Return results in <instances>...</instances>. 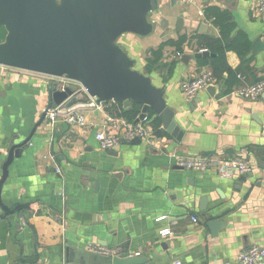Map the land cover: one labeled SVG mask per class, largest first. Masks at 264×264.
Masks as SVG:
<instances>
[{
    "label": "crops",
    "instance_id": "1",
    "mask_svg": "<svg viewBox=\"0 0 264 264\" xmlns=\"http://www.w3.org/2000/svg\"><path fill=\"white\" fill-rule=\"evenodd\" d=\"M172 3L160 0L150 15L156 25L152 34L123 35L118 43L135 61L134 69L163 89L182 132L180 140L155 136L161 125L152 126L153 115L142 124L148 136L127 141L126 120L112 117L84 93L67 106L81 109L83 128L67 125L61 117L52 124L46 113L9 165L2 185L5 206L27 208L13 215L0 210V264H80L66 257V250L89 251V245L116 255L126 252L144 264H236L241 251L264 249V101L239 93L264 84V16L252 0ZM220 12L230 17L226 38L214 24ZM238 33L245 35L249 52L240 58L235 49L225 51L229 71L210 85L214 94L205 89L188 100L182 84L212 73V68L210 63L200 66L198 59L184 64L175 54L201 52L211 40L224 45ZM179 37H186L180 49L165 47L158 64L146 73L150 52ZM212 54L208 60L217 58ZM225 81L230 84L226 94ZM53 82L0 66V178L9 149L29 136L47 109ZM109 125L116 126L119 143L102 150L95 134ZM200 156L245 160L252 177L241 180L247 173L222 177L213 169L176 165L175 157ZM211 220L224 223L215 237L207 227ZM166 229L169 233L161 235Z\"/></svg>",
    "mask_w": 264,
    "mask_h": 264
},
{
    "label": "water",
    "instance_id": "2",
    "mask_svg": "<svg viewBox=\"0 0 264 264\" xmlns=\"http://www.w3.org/2000/svg\"><path fill=\"white\" fill-rule=\"evenodd\" d=\"M174 4L178 0H170ZM160 0H0V28L5 36L0 41V66L63 78L72 84L63 90L55 85L48 88V107L32 128L29 136L13 145L2 165L0 193L8 167L21 154L49 109L64 108L83 93L95 106L120 103L127 108L132 103L141 106L138 118L148 113L161 121L155 136L170 135L177 141L182 132L174 121V112L164 99V91L151 78L134 69L135 61L120 47L123 35L147 37L156 25L150 15L158 10ZM208 50L193 55H182L188 64L191 59L213 57ZM80 86L82 89H79ZM212 96L214 86H208ZM264 101V92L261 95ZM139 142V139H134ZM252 177V173L242 176ZM203 201V199H202ZM18 203L5 206L0 197L3 215L26 209ZM207 227L213 237L224 223L211 220ZM66 257L80 264H144L143 259L123 252L110 257L90 251L66 250Z\"/></svg>",
    "mask_w": 264,
    "mask_h": 264
},
{
    "label": "built area",
    "instance_id": "3",
    "mask_svg": "<svg viewBox=\"0 0 264 264\" xmlns=\"http://www.w3.org/2000/svg\"><path fill=\"white\" fill-rule=\"evenodd\" d=\"M187 2L189 0H183ZM255 5V9L258 13L264 16V0H252ZM176 58L181 57V53L177 52L175 54ZM50 81H54V85L58 90H63L68 85H75L72 82H69L63 78H53L46 76ZM216 79L214 78L211 72H205L196 77L191 82L183 83L181 86L182 94L188 99L193 100L196 95L205 90L209 85L215 83ZM79 89H82L78 86ZM264 91V84L262 82L256 83L252 86L242 89L239 93L249 99L255 100L261 97ZM91 99V98H90ZM92 100V99H91ZM93 103V101H92ZM94 104V103H93ZM70 105V104H69ZM68 106V105H67ZM64 107L61 109L54 108L49 109L47 118L51 121L52 124L57 123L58 117H61L63 122L67 125H77L78 127L83 128L86 125V120L83 112L78 105H73L69 107ZM139 116V115H138ZM137 116V118H138ZM150 118L147 115L143 120L139 121L137 124L133 122H124L125 131L123 132V137L125 140L130 141L133 139H143L148 136V129L143 126L149 122ZM113 121V120H112ZM114 129L116 126L109 125L105 126L104 129L98 131L95 134V140L102 150H112L119 143L120 136L114 133ZM176 165L188 170L194 171H203L206 169L216 170L219 175L222 177H229L232 173L238 174H246L251 171V165L242 159H226L221 157H208V156H200L194 159H188L184 157H175ZM164 217H160L158 220L163 219ZM193 221H196L194 218ZM168 229L160 232L161 235L168 234ZM88 250L95 255L110 257L116 255L115 252L103 249L96 245H89ZM264 259V249L258 246H251L239 253L236 259V264H258L261 260ZM174 264H180L179 262H175ZM224 264H232V263H224Z\"/></svg>",
    "mask_w": 264,
    "mask_h": 264
},
{
    "label": "trees",
    "instance_id": "4",
    "mask_svg": "<svg viewBox=\"0 0 264 264\" xmlns=\"http://www.w3.org/2000/svg\"><path fill=\"white\" fill-rule=\"evenodd\" d=\"M229 20L230 17L229 16L227 17L226 13L224 12H220L219 14H216L214 16V24L220 26L221 33L225 38L227 37V35H225V30L226 33L228 32L226 27L231 28L229 23H227ZM4 36H5V31L3 30V28H0V41L3 40ZM185 38L186 37H179L177 40H167L165 42H162L156 49L152 50L150 52V56L146 60V67H145L146 73L150 72L158 64V61L160 60L162 56V52L165 47L172 46L175 47L177 50H179L182 43H184ZM234 49L237 51V54L240 58L245 57L246 54L249 52L250 44L245 38V35L243 33H238L234 39L229 40V42L225 43L224 45H222L220 41H215V40H211L207 42L206 47H204V50H208L209 52L212 53L215 52L218 56L214 60H208L207 58H200L197 60L198 64L200 66H205L208 63H210L214 78L217 81H220L224 72L228 74L229 71L228 68L226 67V63L224 60V52ZM225 84L227 88L224 91V94L229 92L230 89L229 82L225 81ZM104 107L105 110L112 117L124 119L128 122H133L137 118L141 110V106L134 103H132L127 108L122 107L120 103H111L110 105ZM151 116H153L151 112L147 114L148 118H151ZM160 125H161V121L155 117L152 121V126L154 128H158Z\"/></svg>",
    "mask_w": 264,
    "mask_h": 264
}]
</instances>
